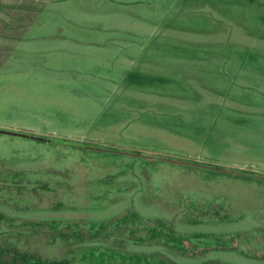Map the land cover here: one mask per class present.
Returning <instances> with one entry per match:
<instances>
[{
    "label": "rangeland",
    "instance_id": "obj_1",
    "mask_svg": "<svg viewBox=\"0 0 264 264\" xmlns=\"http://www.w3.org/2000/svg\"><path fill=\"white\" fill-rule=\"evenodd\" d=\"M94 2L0 36V264H264V0Z\"/></svg>",
    "mask_w": 264,
    "mask_h": 264
},
{
    "label": "crops",
    "instance_id": "obj_2",
    "mask_svg": "<svg viewBox=\"0 0 264 264\" xmlns=\"http://www.w3.org/2000/svg\"><path fill=\"white\" fill-rule=\"evenodd\" d=\"M110 1L120 2L121 0ZM85 2L87 4L79 7L76 0H0V10L6 14L5 17H0V36L3 40L11 41L7 44L5 51L28 35L35 39L48 36L49 39L56 40L58 36L62 37L59 35L60 28L57 24L50 27L46 33L42 32L46 30L45 26L48 22L54 18L50 13L47 15V10L91 9L92 4L95 3L94 0ZM56 14L58 15L59 12ZM38 30L40 32H37Z\"/></svg>",
    "mask_w": 264,
    "mask_h": 264
}]
</instances>
